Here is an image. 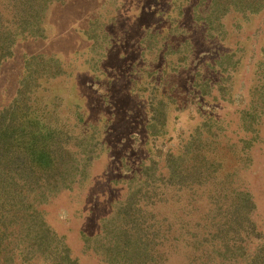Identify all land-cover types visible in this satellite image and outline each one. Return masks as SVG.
I'll list each match as a JSON object with an SVG mask.
<instances>
[{
	"label": "trees",
	"instance_id": "1",
	"mask_svg": "<svg viewBox=\"0 0 264 264\" xmlns=\"http://www.w3.org/2000/svg\"><path fill=\"white\" fill-rule=\"evenodd\" d=\"M65 1L0 0V69L20 40L46 36L50 6ZM260 13L264 0H200L194 19L206 26L209 38L225 41L228 15L248 19ZM259 30L264 35V23ZM158 35H145V57L156 49ZM89 37L95 41V31ZM191 50H172L163 70L189 66ZM243 57L241 46L223 49L208 64L219 77H206L200 64L193 80L205 98L237 106L241 145L225 126L233 121L205 117L177 150L141 162L100 230L82 233L85 252L107 264H264V224L244 173L251 149L264 142V43L252 52L251 84L238 90L235 76ZM66 72L54 54H26L15 96L0 108V264H79L66 236L48 221L45 206L89 179L103 143L95 127L75 130L58 111L59 98L48 99L50 82ZM164 85L151 81L141 89L148 94L147 129L153 136L166 132L169 110L178 100ZM227 157L233 158L231 165Z\"/></svg>",
	"mask_w": 264,
	"mask_h": 264
},
{
	"label": "rangeland",
	"instance_id": "2",
	"mask_svg": "<svg viewBox=\"0 0 264 264\" xmlns=\"http://www.w3.org/2000/svg\"><path fill=\"white\" fill-rule=\"evenodd\" d=\"M199 1L53 3L45 20L46 36L20 40L14 47V56L0 69L1 108L15 96L26 54L56 55L67 72L50 82L48 99L59 98L58 111L76 126V131L90 132L95 127L99 133L103 144L92 161L89 179L53 197L45 206L48 221L66 236L79 264H107L93 252L83 250L82 233L94 235L100 230L101 220L125 197L128 180L143 160L166 150H177L182 138L211 115L233 121L230 127L227 123L225 126L241 145L237 106L212 96L205 98L193 86V80L200 64L206 67V77L218 78L219 73L208 66L209 62L219 51L241 46L244 57L235 82L238 90H247L255 72L252 52L258 53L264 43V35L257 34L264 23V13L248 19L228 15L225 20L230 33L223 41L209 38L206 26L195 21ZM94 31L95 41L89 37ZM150 31L159 34L157 47L145 57L144 38ZM178 46L192 47L188 53L190 65L177 72L172 71L171 65L163 70L165 61L168 65L174 55L171 51ZM161 80L165 82L163 89L178 100L169 110L166 132L153 136L147 129L148 94L141 89L151 81ZM77 112L81 113V119H77ZM261 129L264 134V125ZM251 157L244 173L258 204V221L264 224V142L251 149ZM225 160L231 165L233 158Z\"/></svg>",
	"mask_w": 264,
	"mask_h": 264
}]
</instances>
